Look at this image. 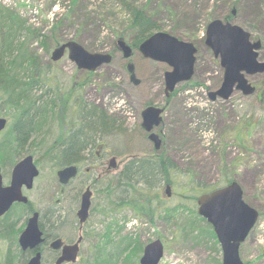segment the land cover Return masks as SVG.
Returning a JSON list of instances; mask_svg holds the SVG:
<instances>
[{
  "label": "rangeland",
  "instance_id": "374dc122",
  "mask_svg": "<svg viewBox=\"0 0 264 264\" xmlns=\"http://www.w3.org/2000/svg\"><path fill=\"white\" fill-rule=\"evenodd\" d=\"M0 3L17 15V42L24 45L52 76L53 86L61 91H69L72 87L65 108L55 112L40 130L46 141L36 147L32 145L35 136L28 140L39 174L31 188H23V193L31 201L33 210L41 213L45 227L56 229L50 224L53 220L51 206L56 204L62 210L68 203V192H60L58 187L56 169L59 166L52 164L45 150L49 145L56 146L65 135L66 125L77 127L78 101L104 108L127 130L128 139L124 146L103 139L109 155L112 152L121 154L119 157L123 160L118 164L117 172L129 160L128 155L146 156L154 147L139 125L137 109L147 102L163 103L164 72L170 66L146 58L134 48L129 59L134 63L140 82L135 84L130 79L127 60L118 49L116 39L121 36L130 41V32L127 31L130 8L136 6L156 20L157 30L192 41L197 51L194 73L190 79L176 85L161 126L166 138L163 149L174 163L168 174L172 181L161 180L160 185L152 190L136 191L138 200L151 198L161 213L157 211L150 218L130 206H123L115 215L117 224H124L122 234L138 237L144 244L161 238L164 253L157 264H221L219 242L215 243L204 231L198 233L194 230L191 235L195 237H185L182 224L192 214L189 209L197 211L194 195L223 185L227 183L224 178L231 177L241 184L245 201L259 213L252 230L240 245L241 257L248 264H264V93L261 99L254 92L243 94L235 90L228 98L211 99L208 91L220 85L223 68L219 56H215L205 43L209 21L215 18L229 20L249 31L252 38L261 40L258 53L259 59L264 60V0H0ZM67 40H76L93 52H111L113 57L95 70L78 68L67 52L58 60H52L51 51ZM248 77L252 82L258 79V75ZM77 82L82 83L80 88ZM9 123L10 118L0 131V138ZM157 156L155 153L152 157ZM6 168L7 173L3 170L4 181L9 177L11 167L5 165L3 169ZM102 169L99 179L116 172L114 169L106 171L105 167ZM190 179H193V186ZM168 184L169 194L166 190ZM94 189L91 197L93 209L83 224V230L90 233L82 241L78 260L88 252L97 237L95 232L103 229L104 219L96 208L104 203V198ZM17 207L11 208L7 216L0 217V264H5L4 255L9 246L15 250L13 240H17L24 228L25 216ZM74 221L75 217L71 226L65 222L62 227L70 231ZM6 222H14L7 232L2 229ZM204 223L207 221H197L200 226ZM2 233H8L11 238L1 236ZM44 255L42 264H53L52 252L45 251ZM49 255L52 258H48Z\"/></svg>",
  "mask_w": 264,
  "mask_h": 264
},
{
  "label": "trees",
  "instance_id": "16d2710c",
  "mask_svg": "<svg viewBox=\"0 0 264 264\" xmlns=\"http://www.w3.org/2000/svg\"><path fill=\"white\" fill-rule=\"evenodd\" d=\"M129 23L127 29L130 32L129 44L133 49H138L140 42L158 29L156 20L141 7L130 8ZM18 25L19 19L15 12L0 3V115L9 116L8 120L11 119L6 132L0 138V166L4 173H7V168L3 169L5 165L12 167L23 154L32 153L29 149L30 137L35 136L32 145L36 147H41L46 141L45 135L43 136L40 130L45 123L48 124L49 118L55 112L65 108L72 89L71 87L69 91H61L53 86L52 76L26 51L24 45L17 42L18 39L15 37ZM81 84L77 82L76 85L80 88ZM77 107L78 115L75 119L77 127L66 125L63 133L66 135L68 132V134L64 135L56 146L46 147L47 157L49 156L53 165L63 166L72 161L80 150H84L85 153L87 149L88 152L93 151L96 141L106 143L104 137L107 141L116 142L117 145L124 146L127 142V130L121 126L119 119L114 118L104 108L87 101H78ZM172 165H174L172 160L162 154L157 158L148 154L144 157L132 156L116 176L96 180L94 188L104 198V203L96 208L103 216V229L95 232L97 237H94L88 252L73 264H140L139 254L145 244L138 237L122 234L124 224L119 226L115 215L123 206H130L137 213L150 218L157 214L155 212H159L160 208L152 203V199L138 200L136 191L152 190L160 185L161 180L172 181L168 175ZM224 179L225 182H229L232 178ZM189 182L193 186V179ZM197 196L194 195L192 198L196 200ZM67 197L65 210H61L57 205L51 206L53 220L50 224L56 228L55 232H60L65 222L71 226L74 219L69 207L75 201V193L71 190ZM16 207L22 209L25 216L23 221L26 220L28 213L33 211L30 200L27 203L14 204L11 208ZM92 209L91 204L90 211ZM189 211L192 214L188 221L185 220L182 224L185 228L182 235L195 237L191 235L194 230L198 233L204 231L209 238L218 243L208 222L203 226L197 224V221H206L205 218L195 209ZM41 217L40 213L39 224L44 226ZM13 223H3L2 229L6 231ZM58 227L61 228L57 229ZM89 233L85 230L83 241ZM5 235L11 238L8 233L1 234L3 237ZM13 241L15 250L13 251L10 246L7 248L4 263L13 264L17 261V264H23L33 252L29 249L22 250L20 247L19 249L17 240ZM245 264L248 262L245 261Z\"/></svg>",
  "mask_w": 264,
  "mask_h": 264
},
{
  "label": "water",
  "instance_id": "95a60500",
  "mask_svg": "<svg viewBox=\"0 0 264 264\" xmlns=\"http://www.w3.org/2000/svg\"><path fill=\"white\" fill-rule=\"evenodd\" d=\"M205 43L212 49L215 56H219L220 65L223 67V78L218 88L209 90V97L217 96L227 98L233 92L234 86L243 94H252L255 87L249 82L246 74L264 72V60L258 59V50L262 43L260 39H252L249 31L229 20L215 18L206 26ZM118 49L124 58L128 59L126 68L130 79L139 83L136 76L134 63L129 59L133 49L123 38L116 39ZM141 54L152 60L166 62L170 69L164 72V92L168 95L175 86L188 80L194 73L196 51L192 41L178 38L175 35L157 30L152 32L138 46ZM65 51L78 68L95 70L103 63L112 59L111 52H93L86 49L76 40H67L59 43L51 51V59L58 60ZM163 108L155 104L146 105L142 109L141 125L149 132V138L154 142V147L159 148L161 138L153 130L161 119ZM7 117L0 115V131L5 128ZM129 156V155H128ZM127 156V157H128ZM131 156H138L132 154ZM114 157L109 158L106 171L114 167ZM123 159L118 161L121 163ZM75 165H67L56 170L58 181L66 183L70 177L76 174ZM39 174L34 157L27 153L19 158L11 168L10 181L3 183L0 166V216L4 214L14 201L27 202L28 196L23 193L22 187L31 188L34 178ZM169 184L166 190L169 194ZM91 189L87 187L81 195L77 216L80 223L86 221L91 205ZM197 213L211 224L215 236L220 244L222 257L221 264H244L240 254V245L254 226L258 211L243 198L241 184L233 179L225 185L212 190L202 192L197 196ZM42 230L39 225V210H34L28 217L24 228L20 231L17 241L22 250L36 249L28 257L24 264H41V251L38 245L43 240ZM81 236L71 243H64L60 255L55 264L74 262L80 250ZM63 241L60 238L52 240L50 245L58 248ZM164 253V243L161 238H155L147 242L139 257L140 264H157ZM264 256V247L262 249Z\"/></svg>",
  "mask_w": 264,
  "mask_h": 264
},
{
  "label": "flooded vegetation",
  "instance_id": "af4514ba",
  "mask_svg": "<svg viewBox=\"0 0 264 264\" xmlns=\"http://www.w3.org/2000/svg\"><path fill=\"white\" fill-rule=\"evenodd\" d=\"M260 48H259V50H260ZM259 50H258V52H259ZM258 58H259V53H258ZM126 60H128V59H126ZM256 74L258 75V79L255 82H252L251 78H249L248 75L249 76L250 75L257 76ZM246 76H247L249 82L255 87L254 93H256L257 96H259V98L262 99L263 98L262 95L264 93V72H255V73H251V74H246ZM222 78H223V74H222ZM235 86H236V84H235ZM235 86H234L233 92L235 90H240V89H236ZM174 89L168 95H166V93L164 92V89H163V93H164V97L162 98L163 103H161V104L159 103L158 104V103H148L147 102V103H144V104H140V108L137 109V117H138L139 125L144 130V135L146 136L148 142L152 143L153 146H154V142L149 138V132L145 131V129L141 125L142 109L146 105H149V104H155V105L160 106V107L163 108V110L161 112L162 119H161L160 123L153 128V130L161 138V144L159 146L160 149L159 148L155 149L153 147V149L150 150L148 155L154 156L155 153H156L157 155H159V154L161 155L162 154L165 157L167 156V153L163 149L165 147L166 138H165V135L163 133V129H162L161 126H162V124L164 122L165 112H166L167 106L170 103V100H171V98L173 96L172 94L174 93ZM208 96H209V92H208ZM216 98H218V96ZM139 119H140V121H139ZM95 147H97L98 149L97 150L93 149V151L87 152V155L85 154L84 150H80V152L77 155H75L76 157H73L72 161H70V162H68V163L63 165V166L75 165L77 167L76 174L73 175L72 177H70L66 183L62 184V183L58 182V187H59L60 192H64L65 191V192H68V194H69V191L72 190L75 193V196H76L75 201L69 207L70 212L72 213L73 217H75V221H74V224L72 225V228H71L70 231L67 230V228L64 229L62 227V230H60V232H55L54 230L49 229L48 227L46 228L45 226H42V225L39 224L40 228H41V230L43 232L42 233L43 240L38 245V249H40V251H41V264H42V259H43V255H44L45 251H51L52 252V254L54 256L53 264H55V260L60 255L64 243L75 242L80 236H81V241L80 242L82 243L84 232H85L83 230L84 222L80 223L79 220H78V216H77V210H78L79 205H80L81 195H82V192L87 187H89L91 189V196H90V199H91L92 194H93V190H94V183H96V180H98L100 178L101 175H99L100 174L99 172H101L103 170L102 168H104V167H105V169L107 168V166H108L107 163H108L109 158L114 157L113 161L114 162L116 161L115 166L114 167H110V169H114L116 171V172H113V175H111V176L114 177L121 171L120 170L119 172H117V168H118V164H119L118 161L121 160V158L119 157V156H121V154L119 152H112L109 155V153H108L109 151L107 149H104L105 148V143L101 142L99 140L95 142L94 148ZM138 156H140V155H138ZM130 158H132L131 155H129L127 159H130ZM63 166H60V167H63ZM123 167H124V165H123ZM97 170H98V172H96ZM1 172H2V179H3L4 175H3L2 167H1ZM10 173H11V170H10ZM10 173H9V177L6 178L5 181L3 179V183L4 184H8L9 183V181H10ZM23 188H24V186L22 187V190H23ZM242 190H243V188H242ZM57 201H59V199H57ZM18 203H24V202L14 201L11 204L10 208L4 214H2L0 217L4 216L11 209V207L14 206V204H18ZM25 203H27V202H25ZM54 205H56V204H54ZM90 208H91V205H90ZM90 208H89V213H90ZM63 209L65 210V208H63ZM55 238H60L63 241L62 245L60 247H58V248H53L50 245L52 240H54ZM81 243H80V250H79V253H78L79 255H80V252H81ZM29 250H31V252H35L36 249H29ZM73 263L74 262H69L68 261V262H63L61 264H73Z\"/></svg>",
  "mask_w": 264,
  "mask_h": 264
}]
</instances>
